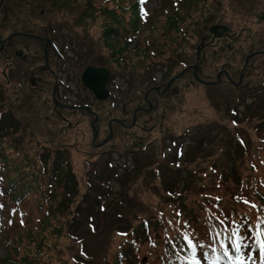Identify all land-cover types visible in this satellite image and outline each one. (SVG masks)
Segmentation results:
<instances>
[{"label": "rangeland", "instance_id": "rangeland-1", "mask_svg": "<svg viewBox=\"0 0 264 264\" xmlns=\"http://www.w3.org/2000/svg\"><path fill=\"white\" fill-rule=\"evenodd\" d=\"M82 1L78 0V5H65L60 1L46 5L40 0L3 2L8 15L3 21L2 32L26 30L35 36L31 37L34 48H40L37 45L39 36L49 38L51 28H57L55 37L60 47L67 45L65 67L68 74L65 77L68 76V81L65 86L69 84L70 87L68 100L83 102L74 97L83 100L86 95L80 73L87 63L107 67L115 78L112 83L115 110L109 107L106 99L99 101L92 110L58 108L54 103L53 75L48 70L36 68L32 80L30 71L25 74L10 72L12 81L9 83L3 74L7 59L0 57V112L7 116L14 114L20 120V129L12 139L19 145L9 151L23 150L21 159L27 164L26 170L34 172V167H46L45 174H40L37 181L36 177L28 181L29 185L43 186L45 196L31 193L33 200L24 208L26 225L13 228L10 246H18L20 253L14 252L16 255L30 257L41 250L44 264H114L118 244L122 237L126 238L120 231L125 221L138 226L146 219L143 224H148L157 237L162 230L157 228L156 218L160 219L162 212H174L170 214L172 230L190 234L193 229L187 227L183 212L201 213L202 217L205 212L226 217L211 200L230 199L240 190L234 180L237 174L227 169L228 153L234 151L231 145L239 148L241 144L245 149L244 157H236L239 177L255 173L250 169L251 160L257 167L258 184L264 183V120H256L259 114L264 116V18H259L264 12V0H237L235 10L228 0H221V8L212 17L217 24L227 25L236 32L252 27L256 34L251 38L244 34L234 43L233 51L227 49L223 54L218 51V56L212 51L199 55L197 45L201 38H190L201 9H191L187 14V7L184 11L181 3L179 10L184 16L179 25L182 32L167 31L166 16L156 11L165 1L150 0L148 8L154 31L141 30L132 35L133 41L123 53L125 58L117 52L123 48L119 45L122 41L116 42L118 34H105L109 25L113 26L114 17L113 21L106 20L92 9L81 6ZM131 2L125 0L118 4L129 6ZM109 6L113 7V2ZM128 10L126 19L132 16ZM151 17L145 28H149ZM211 25L213 23L203 26V36L208 35ZM127 27L132 32V28ZM150 33L158 38L160 46L152 47L155 52L148 55L144 39ZM16 37L18 48L28 49L25 41L23 44L26 37ZM220 37L217 36L222 39ZM221 42L224 44L226 40ZM139 45L141 49L135 51ZM217 48L220 50L219 45ZM176 49L182 50L180 60L189 65L197 64L199 68L196 71L191 68L170 82L184 69L175 59ZM251 50L262 53L244 57ZM50 55H54L52 49ZM35 58L37 64H44L40 55ZM246 61L249 62L248 72L238 85ZM221 70L227 71L237 83L227 81L224 73L222 81L215 85H204L197 80L215 81ZM17 78L19 82L16 83ZM21 82H24L23 87ZM154 85L160 92L150 89L145 98V91ZM58 109L65 118L59 116ZM221 144L227 151L219 153L218 149L208 156L212 147L216 149ZM255 148H259L258 154ZM40 158L44 161L42 165ZM63 160L72 174L67 176L66 183L58 184L49 173H56V167L62 166H56L53 161ZM108 161H112L113 168ZM214 166L223 172L224 180H215ZM102 176L110 178L107 186L99 183ZM98 186L109 192L100 200L93 198L97 193L104 195ZM179 191L184 198L173 200L172 195L181 194ZM242 196L248 194L242 192ZM200 202L205 205L202 212L198 211ZM182 205L186 207L181 209ZM0 212H4V208ZM249 215L252 221L257 218V212ZM73 216L76 218L72 223ZM259 219L260 216L256 222ZM138 231L144 242L134 251L136 259L131 264H143L144 257L149 259H146L147 264H152L151 247L141 229ZM5 254L0 246V257Z\"/></svg>", "mask_w": 264, "mask_h": 264}, {"label": "trees", "instance_id": "trees-1", "mask_svg": "<svg viewBox=\"0 0 264 264\" xmlns=\"http://www.w3.org/2000/svg\"><path fill=\"white\" fill-rule=\"evenodd\" d=\"M40 1L46 5L58 1L63 2L65 5L67 3H70L71 5H73V3L78 5V0ZM120 1L123 2L125 0ZM120 1L84 0L80 5L92 9L106 20L111 19L113 21L114 17L113 26L109 25L105 34L107 36L118 34L116 42L122 41L123 43L119 45L123 48H119L117 52L119 53V56L125 58L123 53L127 50L129 42L132 40L131 36L141 31L145 23L141 17L138 0H131L132 2L129 6H122L118 4ZM164 1L167 6L164 7L163 10L159 7L156 11L157 13H160L159 15L166 16V22L164 25L167 28V31L175 29L182 32L179 20L183 19L184 15L182 14L181 9L179 10L177 8L179 0ZM180 1H183L182 4L184 11L185 7H187V14H189V10L191 9H201L198 21L195 22V26L192 29L193 33L190 35V38H194L195 36H199L201 38L200 44L197 45L199 55L208 51H212L214 55H216L218 51L223 54L227 49L229 51H233L234 43L239 42L244 34H249L248 37L250 38L255 37L256 33L253 32L252 27L240 29L238 32L234 31V29L230 27L228 33L221 36L222 39L217 38L210 32V28L217 24V20L212 19V17H214L217 10L221 8V5L219 4L221 0H217V2L216 0ZM110 2H113V7L109 6ZM228 2L231 3L230 6L232 5L235 10L234 5H236L237 0H228ZM200 3L201 7L197 8ZM203 4H205V8L203 7ZM118 8L121 10L120 12L117 11ZM127 9H129L128 11L132 14V16L128 19H126L127 14L125 13ZM155 15L157 14L155 13L153 16L155 17ZM152 22L153 18L151 17L150 25H148L149 28H144L143 31H154L155 26H153ZM115 23L121 24V27L117 26ZM207 23H213V25L209 27L208 35L205 34V36H203V26ZM127 25L132 28V32H129ZM151 34L152 33H150L149 37L144 39V42L146 43L145 52L148 55L151 51L155 52V50H152V47L158 48V46H160L158 38L152 37ZM149 38H151V41H149ZM207 39L208 41H206ZM224 40H226V42L223 44L221 41ZM217 45H219L220 50H218ZM139 48L141 49L140 45L135 51ZM176 51H178V53L174 54L177 63L185 66V62L180 60L181 56H183L182 50L179 51L176 49ZM254 52L255 50H251L248 54L244 55V57H247L250 53ZM158 54L159 52H157L156 56H158ZM203 57L205 56L203 55ZM147 66L150 67L149 65ZM257 117L258 118H256V120L258 121L264 120V116L260 114ZM19 121L18 116L14 114H10V116H7V114H1L0 117V205L1 208H4V212H2L3 214L0 219L2 224L4 222L3 228L1 226L2 235L0 246H3L6 252L4 257H0V264H44L41 261V250L35 253V257H30L26 255H16L15 253H20L19 249H17L18 246L15 245L14 248H11L10 246L11 243H13V228L21 226L24 223L26 225L27 212H24V208H28L26 205H29L33 200L30 198L31 193H38L39 197L45 196V189H43V186L40 187V185L35 184L29 185L28 181L35 177L37 181V177L40 176V174H43V172L45 174L46 167L43 166L42 169L34 167V172L26 170L25 166L27 164L23 163L21 159L24 155L23 150L21 152L16 151V153H11L9 151V149L17 148L19 145L17 141H12L13 134L20 129ZM259 125H257V127ZM4 139H8V142L5 143ZM14 139L16 138L14 137ZM231 146L234 151L228 153L227 169L231 173L237 174L234 180L235 184H238V187H240V190L237 193L235 192L233 197L230 199L223 200V198L211 200L214 204H217V206L221 208V212H223L226 217L208 214L206 212L202 217L201 213L194 215L192 213L183 212L187 227L193 229L190 234L186 231H180L177 229L172 230L169 222L171 219L170 214L174 212H162L159 215L160 219L156 218V223L158 225L157 228L162 230V234L157 237L152 234V229L148 224H143L146 219H143L142 223L140 222L138 225L139 227L137 225L132 226V224L128 221L123 223L124 219H122L120 220L119 226L123 223L124 227L120 229V231L125 232L126 239L122 237L118 244L119 248L116 252L114 264H131L135 261L136 255L134 251L144 242L140 237L138 231L139 229H141V233L143 234L142 236L147 239V242L151 247L149 252L151 254L150 256L154 259L152 264H197V262L198 264H264V183L261 185L258 184L255 177L257 167L255 163L251 162V160L250 169L251 172L255 170V173L245 174L239 177L238 172H236L238 167L236 157H244L245 149L241 144H239V148L234 145ZM212 149L213 151L208 154V156L213 155L218 149L219 153L221 151H227V147L225 145L223 146V144L219 145L216 149L212 147ZM258 151L259 148H255L254 152L258 154ZM40 162L41 165L44 163L41 158ZM53 162L56 166L58 164H61L62 166L58 165L55 170L56 173L54 171L52 173L50 172L49 176L51 174L52 179H54L58 184H62L63 181L66 183L67 176L69 177V175L72 174H69L66 161L63 160ZM110 162L111 161H108V165ZM214 169L217 174L215 180H224L225 176L223 175V172L217 169L216 166H214ZM198 173H200V171H198ZM198 173L197 178L200 179L201 175H198ZM12 174L16 176L13 177ZM42 179H44V175L42 176ZM109 181V177L102 176L99 178V183L102 182L105 186L108 185L107 183H109ZM51 185H54L53 182ZM65 186L66 184H64V187ZM98 187L101 191H103L100 186ZM242 192L248 194V196H242ZM97 194L93 198L97 197L100 200L105 197L106 194H109V192H104V195L100 193L97 196ZM183 196L184 194L182 193L177 196L172 195V199L176 200L180 199V197L182 199L184 198ZM245 201H247V203H245ZM223 203L227 207L222 205ZM198 205V211L200 210V212H202L205 207L204 203L200 202ZM185 207L186 206L183 205L180 206L181 209H184ZM251 212H257V218L260 216L259 222H256L257 218H254L253 221L251 220L249 215ZM193 217L195 218V221L193 220ZM75 218L76 216L72 217V223ZM246 218L249 219V222H247ZM221 221H223V223H221ZM194 222L197 225H195ZM118 227L117 229H119ZM233 229H239L240 235L244 238L242 242L238 237L232 236ZM217 233L220 235L217 236ZM257 233H260V235L258 236ZM185 234H187L196 243L195 249L189 247L187 241L184 239ZM233 240L240 243L239 250L233 246Z\"/></svg>", "mask_w": 264, "mask_h": 264}, {"label": "flooded vegetation", "instance_id": "flooded-vegetation-1", "mask_svg": "<svg viewBox=\"0 0 264 264\" xmlns=\"http://www.w3.org/2000/svg\"><path fill=\"white\" fill-rule=\"evenodd\" d=\"M4 11L5 13L3 15L0 29H2V26H4L3 20L8 15V11L5 8H4ZM16 31H19V30L16 29L7 34L3 33L2 30L0 31V57L7 59V63L3 65V70L4 68H7L8 75H9V72H15V73L19 72V73L25 74L26 71L27 72L30 71V78L32 80L33 75L35 74L36 68L39 70H44V71L48 70L53 75V79H54L53 85H55L56 80H57V88H56L55 96L59 102H54V103L57 105L58 108L63 107V106L69 107V108L80 106V108L87 109L84 107L86 103H88V105L91 107L99 103L98 98L90 90L83 89V91H85V94H86L83 100H81L79 96L74 97V100L83 101V102L81 103L75 102L76 103L75 105L68 104L65 100H66V95L69 90H67V88L63 84V81H66V82L68 81V76L65 77V75L68 74V71L62 70L61 69L62 66L58 67L57 69L52 67L53 66L52 64H54V61L52 60L51 55H50V50L52 48L50 37L47 38V37L39 36V38L37 39V45L40 48L38 49V48H34L35 46H33V43H31V40L33 39L31 37H35L34 34L24 30V31H21L23 32L22 34L11 36V34H13ZM16 36L26 37L25 40H23V44L25 41V44L27 45L28 49L26 48L23 50L21 48H18L19 41L16 40L18 38ZM45 51H47V53ZM32 53H36V54L34 55ZM39 55L41 56V58L44 59L43 65H41V63L37 64V59L35 58V56H39ZM47 59H48L49 67L47 66ZM57 61L61 62L60 59H58ZM62 64L65 66V63L62 62ZM64 69L66 68L64 67ZM11 80H12V77L10 79V76H9L8 82L10 83ZM48 81L50 80H45V82H48ZM23 85H24V82H21L20 86L23 87ZM109 85H111V79L108 82V87ZM80 108H72V109L80 110ZM58 110L60 112L59 116L62 119L65 118L64 116L62 117L63 112L60 109Z\"/></svg>", "mask_w": 264, "mask_h": 264}, {"label": "water", "instance_id": "water-1", "mask_svg": "<svg viewBox=\"0 0 264 264\" xmlns=\"http://www.w3.org/2000/svg\"><path fill=\"white\" fill-rule=\"evenodd\" d=\"M3 0H0V9L2 5ZM222 28V31L225 32L228 30V27L225 25H216L213 28H211L212 33H216L219 31V29ZM247 65V61H246ZM196 71V67H195ZM185 72L182 71L178 76L172 78L170 82H172L174 79L180 77L183 73ZM243 73V72H242ZM110 71L107 68L104 67H94V66H89L87 67L83 74H82V81L85 86L90 88L100 99H105L108 96V90L106 88V82L109 78ZM220 75L221 73L218 74V80L217 81H201L203 84H214V83H219L220 82ZM242 78L239 82L241 84Z\"/></svg>", "mask_w": 264, "mask_h": 264}, {"label": "snow or ice", "instance_id": "snow-or-ice-1", "mask_svg": "<svg viewBox=\"0 0 264 264\" xmlns=\"http://www.w3.org/2000/svg\"><path fill=\"white\" fill-rule=\"evenodd\" d=\"M245 203H247V201H245ZM221 223H223V221H221ZM219 235H220V234L217 233V236H219ZM257 235L259 236L260 233H257ZM232 236H234V237H238L239 240H240L241 242H242L243 239H244V238L240 235L239 229H233V231H232ZM184 239L187 241L189 247L195 249V247H196V243L193 241V239H191L187 234L184 235ZM232 243H233V246H234L237 250H239V248H240V243H237L235 240H233ZM197 264H198V262H197Z\"/></svg>", "mask_w": 264, "mask_h": 264}]
</instances>
